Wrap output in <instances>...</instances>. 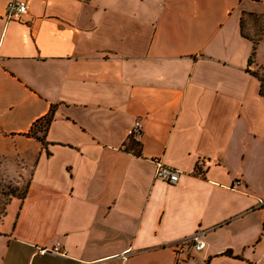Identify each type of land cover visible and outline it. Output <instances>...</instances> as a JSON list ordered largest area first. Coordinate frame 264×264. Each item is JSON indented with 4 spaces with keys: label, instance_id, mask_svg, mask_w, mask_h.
Returning a JSON list of instances; mask_svg holds the SVG:
<instances>
[{
    "label": "crops",
    "instance_id": "0c3cea01",
    "mask_svg": "<svg viewBox=\"0 0 264 264\" xmlns=\"http://www.w3.org/2000/svg\"><path fill=\"white\" fill-rule=\"evenodd\" d=\"M10 1L0 158L29 182L0 220V264H264V98L251 74L264 73V36L249 65L244 32L264 0H18L25 14L7 20ZM52 106L42 142L29 132ZM157 162L176 184L155 179ZM198 230L202 251L176 245ZM55 244L65 255L38 253Z\"/></svg>",
    "mask_w": 264,
    "mask_h": 264
},
{
    "label": "built area",
    "instance_id": "2783aa9c",
    "mask_svg": "<svg viewBox=\"0 0 264 264\" xmlns=\"http://www.w3.org/2000/svg\"><path fill=\"white\" fill-rule=\"evenodd\" d=\"M27 6L24 2L18 0L10 1L6 6L5 16L7 20L20 19L23 14H25ZM129 137L138 142L142 136V124L139 121H135L128 131ZM179 173L175 169L157 162L155 170V179L163 181L167 184H176L178 182ZM261 206L264 202H261ZM205 231L198 230L191 235L188 239H184L178 242L176 245L182 250L183 246L190 245L196 252L202 251L205 248ZM39 254L56 253L60 255H65V252L60 248L59 244H55L51 248H39ZM179 264V263H177Z\"/></svg>",
    "mask_w": 264,
    "mask_h": 264
},
{
    "label": "rangeland",
    "instance_id": "374dc122",
    "mask_svg": "<svg viewBox=\"0 0 264 264\" xmlns=\"http://www.w3.org/2000/svg\"><path fill=\"white\" fill-rule=\"evenodd\" d=\"M263 10L264 2L256 7ZM244 32L253 39L264 36V15H253L244 17ZM9 164L6 160L0 158V220L3 213L6 212L8 203L12 199V194L21 196L29 182V170L25 168H15L12 170L4 169L3 166ZM12 164V163H11ZM5 171L8 173L14 171L15 174L11 180L5 177Z\"/></svg>",
    "mask_w": 264,
    "mask_h": 264
},
{
    "label": "trees",
    "instance_id": "16d2710c",
    "mask_svg": "<svg viewBox=\"0 0 264 264\" xmlns=\"http://www.w3.org/2000/svg\"><path fill=\"white\" fill-rule=\"evenodd\" d=\"M242 28H243V22H242ZM242 35L244 37H247L243 32H242ZM263 36H259L257 39H252V43H253V46H252V51H251V54H250V57H249V60H248V64H252L253 63V59L255 57V52H256V47H257V44L259 42V40L262 38ZM251 74L255 77L258 78V80L260 81V90H259V93L260 95L264 98V73H260V72H255V71H251ZM53 112H54V106H52V108L50 109L49 113L44 116L43 118L37 120L34 125L32 126L30 132H29V135L32 136V137H36L38 140L40 141H44V138H45V134L48 130V127L50 126L51 122H52V119H53ZM131 143L132 145H137V143L135 141H132L131 140ZM139 154V152H138ZM199 170V168L196 169V171ZM27 187L28 185L26 186L25 190L23 191V193L21 194V196H15L12 194V198H18L20 200H23L25 195H26V192H27ZM5 213H3L2 217H4Z\"/></svg>",
    "mask_w": 264,
    "mask_h": 264
}]
</instances>
